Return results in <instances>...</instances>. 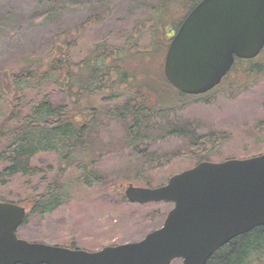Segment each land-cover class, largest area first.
Instances as JSON below:
<instances>
[{
	"label": "trees",
	"instance_id": "16d2710c",
	"mask_svg": "<svg viewBox=\"0 0 264 264\" xmlns=\"http://www.w3.org/2000/svg\"><path fill=\"white\" fill-rule=\"evenodd\" d=\"M199 1L141 0L130 12L132 24L90 34L89 27L102 20L106 0H87L94 12L92 21H86L88 28L82 24L63 30L40 46L32 44L28 54L20 55L18 65L0 76V98L7 107L0 119L1 184L14 177L30 182L38 172L33 160L42 153L56 155L59 178L70 166L82 171L91 167L107 152L105 147H97L100 155L94 156L93 143L88 139L92 126L102 117L119 120L125 129L115 150L132 149L145 155L143 166L148 168L167 158L168 153H146L145 148L170 136L185 139L179 155L192 159V166L211 160L210 155L225 142V135H198L191 124L180 126L168 121V113L188 103H209L216 90L242 92L255 85L264 79V49L253 59H236L221 83L207 93L189 95L175 89L163 75L164 56L184 16ZM135 4L132 2L131 7ZM145 34L148 42L143 45ZM82 41L93 45L88 53L84 51L86 44L79 48ZM86 96H97L108 103L85 110L74 108ZM254 131L258 141L264 143V121L255 123ZM139 171L124 181L151 187L154 179L147 176L149 172L143 167ZM59 178L45 181L41 192L15 201L27 208L22 224L29 217L49 215L68 201L70 184ZM78 181L84 185L98 183L102 188L110 184L94 170L82 174ZM124 185L119 183L117 194L121 201L128 202ZM0 201L8 200L0 195ZM205 264H264V226L231 239Z\"/></svg>",
	"mask_w": 264,
	"mask_h": 264
},
{
	"label": "rangeland",
	"instance_id": "374dc122",
	"mask_svg": "<svg viewBox=\"0 0 264 264\" xmlns=\"http://www.w3.org/2000/svg\"><path fill=\"white\" fill-rule=\"evenodd\" d=\"M140 1L106 0L100 16L102 20H97L99 23L89 27L86 21L90 20L94 12L89 9L87 0H0V76L16 67L20 55L28 54L32 44L40 46L63 30L82 24L89 27L90 34L126 28L133 21L130 12ZM132 2L136 3L133 7ZM110 37L112 38L111 35ZM147 42L145 34L143 45ZM84 44L87 46L84 51L88 53L93 45L82 41L79 48H83ZM2 99L1 97L0 119L7 112ZM107 103L97 96H86L74 108L85 110ZM168 121L180 126L191 124L196 127L198 135L224 134L226 140L218 145L217 152L210 155L212 161L218 162L228 156L244 158L263 152L264 143L258 141L254 124L264 121V79L242 92L216 90L211 102L188 103L182 109L168 113ZM124 132L119 120L102 117L92 126L88 139L93 143L94 156L100 155L97 147H105L107 152L91 167L82 171L70 166L59 178L56 155L42 153L33 160L38 172L30 182L19 177L11 178L7 183L0 182V195L11 202L41 192L45 181L53 177L70 184L68 201L43 218L29 217L18 228V237L29 242L74 245L94 251L104 245L138 241L146 233L158 228L171 204L161 202L139 205L123 202L117 194L119 183H125L124 186L130 183L139 185L124 181V178L138 174L143 167L149 172L147 176L154 179L151 186H157L158 183H165L168 176L191 167L193 161L185 155H179L184 150L185 139L170 136L143 147L146 153H168L167 158L160 159L151 168L143 166L145 155L136 154L132 149L115 150L117 141ZM172 155L176 157L165 161ZM92 170L107 178L110 183L108 188H102L98 183L84 185L78 181L82 174H89ZM76 181L79 184H75ZM171 264H181V260H173Z\"/></svg>",
	"mask_w": 264,
	"mask_h": 264
},
{
	"label": "water",
	"instance_id": "95a60500",
	"mask_svg": "<svg viewBox=\"0 0 264 264\" xmlns=\"http://www.w3.org/2000/svg\"><path fill=\"white\" fill-rule=\"evenodd\" d=\"M264 48V0H200L172 36L163 63L167 81L199 95L218 85L237 59ZM132 203H170L162 224L140 240L98 250L18 237L23 205L0 201V264H205L231 239L264 226V153L203 160L155 187L128 184Z\"/></svg>",
	"mask_w": 264,
	"mask_h": 264
}]
</instances>
